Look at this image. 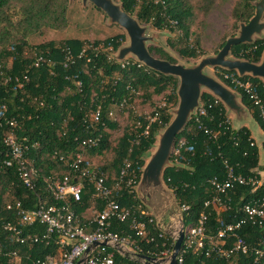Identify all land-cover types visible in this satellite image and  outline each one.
Listing matches in <instances>:
<instances>
[{
	"label": "trees",
	"instance_id": "16d2710c",
	"mask_svg": "<svg viewBox=\"0 0 264 264\" xmlns=\"http://www.w3.org/2000/svg\"><path fill=\"white\" fill-rule=\"evenodd\" d=\"M135 18L141 26H148L170 34L165 43L170 51L187 60H197L206 55L203 49L207 16L221 0H113ZM256 0H234L230 9V31L221 38L217 49H221L228 37L235 34L239 23H247L254 14L253 2ZM68 0H0V222L9 221L19 227L16 205L21 209H35L41 204H55L48 193L47 183L52 178L62 177L70 171L69 164L74 155L82 151L80 141L88 137L101 138L98 144L87 151L89 164L95 172L103 174L107 185H113L119 177L125 160L130 162L128 174L120 188L114 191V198L120 207L129 209L133 215L147 224L148 238L153 242L137 237L129 222L113 220L110 231L120 237L130 235L141 248L142 254L158 251L162 244L172 249L173 239L162 232L156 223L149 224L154 218L150 211L136 197L141 170L148 155L154 150L156 136L170 122V110L175 107L178 98L176 89L178 80L154 72L134 58L123 62L112 59L111 51L116 52L127 41L125 33L116 34L103 40L88 41L66 39L58 42L47 41L31 45L29 39L40 34L44 29L61 31L66 27ZM85 44L100 46L97 57L88 54L87 58L65 69L62 67L61 50L69 48L74 55ZM256 46L254 51H245ZM149 53L154 58L178 64L175 57L164 49L148 45ZM214 53H217L218 50ZM48 52L55 65H42L39 69L32 67L33 53ZM264 52V38L253 44H240L231 48V56L236 59L259 63ZM90 58L89 61L87 59ZM215 77L240 96V102L248 109L253 121L264 132V122L259 108L253 104L243 90L234 86L223 77L224 74L238 77L241 81L249 80L264 103V83L248 75L239 77L235 71L229 72L216 68ZM29 81L25 82L23 76ZM11 78L5 83L7 78ZM18 78L22 87L15 81ZM81 82V87L76 86ZM169 91V94L166 92ZM153 105V98L164 95L166 107L161 111V123H153L148 135L142 132L147 123L143 113L132 110L134 97L139 94ZM129 113L130 126H125L121 134L119 125L112 120L110 113L114 107H120ZM200 104L206 110L205 116L193 115L183 130L176 136L170 155V161L176 166L167 167L162 173V182L172 193L179 209L182 205L189 207L190 215L185 218V225L194 222L198 213L204 210V202L211 195L208 180L217 176L222 178L224 163L232 165L236 172L247 174L264 162V139L261 150L256 146L251 131L247 126L236 127L227 114L224 105L212 94L203 91ZM99 109L98 122L91 121V115ZM152 114V112H151ZM15 119L17 128H11L7 121ZM140 121L141 128L136 127ZM28 145L26 162L36 170L33 179L35 186L26 188L19 178L17 166L7 167L4 161L9 159V147L5 144L8 136ZM261 151V152H260ZM63 157L64 160H60ZM88 158V157H87ZM94 158V159H93ZM94 161V165L93 164ZM133 178V186L126 183ZM83 189L80 202L70 200L76 214L77 223L88 229L96 212L105 208V202L93 199L94 190L88 188L87 179L82 180ZM258 193V192H257ZM256 192L254 195H258ZM251 188L238 186L232 197L228 211L222 213H239V197L246 201L251 197ZM7 205L12 209L7 210ZM185 213V212H184ZM207 213H216L208 209ZM226 217H209L211 228H218ZM92 227V225H91ZM22 228V226H20ZM45 226L35 224L25 227L24 233H44ZM257 235L262 231L255 228ZM159 234L162 236L159 237ZM1 262L7 264L5 255L16 252L21 256L20 264H32L34 260L54 255L57 247L51 240L47 245L36 243L20 245L15 243L10 233L0 230ZM114 253L115 264H139Z\"/></svg>",
	"mask_w": 264,
	"mask_h": 264
},
{
	"label": "built area",
	"instance_id": "2783aa9c",
	"mask_svg": "<svg viewBox=\"0 0 264 264\" xmlns=\"http://www.w3.org/2000/svg\"><path fill=\"white\" fill-rule=\"evenodd\" d=\"M256 46L245 51L248 53L254 51ZM101 50L100 46L85 44L77 55H74L69 48L62 49L61 57L62 67L67 69L76 63V60L87 58L88 54L97 57ZM111 51V48H109ZM34 59L32 67L36 70L42 65H55V60L48 57L49 53H33ZM90 58L87 59L89 61ZM127 60V59H125ZM124 60V61H125ZM123 62V61H122ZM223 77L229 80L234 86L243 90L248 95L255 106L259 108L260 117L264 122V103L259 94L255 91L252 83L241 81L238 77L224 74ZM11 78H7L5 83ZM25 82L29 81L27 75L23 76ZM18 86L22 87L18 78H15ZM77 87H81V82H76ZM118 110L122 109V105ZM166 107V97L156 103L152 114L146 116L147 123L142 132L148 135L149 127L153 123H161V111ZM206 110L200 104L196 109L194 116L196 122L198 117L205 116ZM113 115L112 112L110 116ZM100 111L97 109L91 115L92 122H98ZM113 121L115 119L112 118ZM11 128H17L18 122L15 119L7 121ZM137 128H141L140 121L136 123ZM101 136L88 137L80 141L82 151L74 155L69 164L70 171L62 177L52 178L47 183L48 193L55 200V204H41L35 209H21L19 203L16 205V213L19 217V227L9 221L0 222V230L10 233L15 243L20 245H31L36 243L49 244L51 240L57 247L54 255H46L43 259H37L32 264H78L86 250L94 242L110 240L118 242L127 252L142 254L140 246L133 241L130 235L120 237L118 234L110 231V223L115 219L119 222H129L130 228L135 232L137 237L145 239L146 243L153 242V238H148L147 224L138 220L129 209L122 208L114 198V191L120 188L124 182V177L128 174L130 162L124 161L120 174L113 185H107L106 178L103 174H98L93 170L88 162L87 151L95 147ZM17 140L10 135L5 139V144L9 147V159L4 161V165L9 167L12 164L17 166L19 178L22 184L32 190L35 183L36 170L27 165L26 155L28 145ZM60 160H64L63 157ZM87 179L88 188L94 190L93 199H100L105 202V208L96 212L92 221L87 225L88 229L77 223V217L74 213L70 200L74 202L81 201V195L85 188L82 180ZM134 179L131 178L126 186H133ZM211 189V197L204 202V210L198 213L197 219L188 223L186 226L185 218L190 215L189 207L182 205L180 208L183 221L184 239L180 251L176 257L175 264H264V163L247 174L236 172L235 168L228 162L224 163L223 177H213L208 180ZM238 186L251 188V197L246 201L244 197H239L237 211L239 213H222L228 211L232 204L234 191ZM258 195H254V193ZM12 206L7 205V210ZM208 209L216 213H207ZM185 212V213H184ZM151 214V213H150ZM224 216L227 221L222 222L217 228H211L209 217ZM152 215V214H151ZM154 217V216H153ZM149 224L156 223L154 218L150 219ZM45 226L44 233H24L25 227L35 224ZM92 225V227H91ZM22 226V228H20ZM255 228L262 231V234L255 233ZM162 235L159 234V237ZM158 251H148L146 255L155 259H167L171 255L170 249L166 243ZM113 250L107 247H97L89 252L85 264H115ZM0 249V255H1ZM8 259L7 264H20L21 256L16 252L3 254ZM0 264L1 258H0ZM82 264V263H80ZM167 264V263H165Z\"/></svg>",
	"mask_w": 264,
	"mask_h": 264
},
{
	"label": "water",
	"instance_id": "95a60500",
	"mask_svg": "<svg viewBox=\"0 0 264 264\" xmlns=\"http://www.w3.org/2000/svg\"><path fill=\"white\" fill-rule=\"evenodd\" d=\"M80 1L84 8L92 4L103 12L109 25H117L123 29L127 43L112 55V59L122 62L132 57L154 72L175 77L178 80L176 89L178 102L177 106L170 111L171 121L157 134L154 150L148 155L141 170L139 182L135 187L137 199L155 217L158 228L173 239L171 255L167 259L159 260L127 252L118 242L103 240L94 242L85 251L78 264H85L87 254L97 247L110 248L122 257L139 264H175L184 239L183 221L172 193L162 182V173L165 168L176 166L170 161L176 136L199 108L203 91L212 94L224 105L227 114L233 115L234 126H246L253 120L248 109L240 102L239 94L212 76L209 70L220 68L229 72L235 71L239 77L248 75L264 83V52L257 64L233 58L230 53L233 46L253 44L255 38H264V0L253 2V16L247 23L238 24L236 34L227 38L224 46L216 54L204 55L197 62L183 64H172L151 56L147 49L148 45L160 47L170 53L162 39V33L149 31L147 26H141L113 0ZM72 2L73 0H69V6Z\"/></svg>",
	"mask_w": 264,
	"mask_h": 264
},
{
	"label": "rangeland",
	"instance_id": "374dc122",
	"mask_svg": "<svg viewBox=\"0 0 264 264\" xmlns=\"http://www.w3.org/2000/svg\"><path fill=\"white\" fill-rule=\"evenodd\" d=\"M233 1L234 0H221L213 7L211 12L207 16L205 33L203 37V49L206 51V55L216 54L214 52L217 49V45L221 43V38L224 37L225 33L230 31L231 29L230 9L233 4ZM116 2L118 3V1ZM66 20L67 23L65 29L61 31L44 29L40 34H35L30 37L29 39L30 44L38 45L40 43L47 41L58 42L60 40H66V39L97 41V40L106 39L116 34L124 33L123 29H121L117 25H109L107 23V18L103 12L96 9L92 4H88L87 7L84 8L80 0H73L70 6L68 0ZM237 30L238 29L235 30V34ZM149 31L162 33V39L164 42L165 39L170 36L169 33L158 31L153 27H151ZM126 43L127 42H125L124 45ZM109 52L112 56L117 51L114 52L112 50ZM170 53L173 57H175L178 64L188 63L187 60L178 57L172 51H170ZM127 59H132V57H129ZM199 59L191 60L190 63L197 62ZM209 72L212 76L215 77V70L211 69L209 70ZM166 94H169V91L166 92ZM163 98L164 95L154 97L153 105H151L150 103L146 102L139 93L134 97L131 108L133 111L137 113H143L145 116H149L151 115V112L153 111L155 104L159 103ZM175 107H172V109H174ZM112 114L113 115H111V118L115 119V122L118 123L120 128L119 131H116L114 133V135L117 136L119 133L121 134V131L125 126H130V123H128L129 113L127 110L125 111L118 110L117 107H114V109L112 110ZM230 116H231L230 117L231 121L233 122V115L230 114ZM247 124L248 125L246 126L251 131L256 146L261 150L262 140L264 139V132L257 126L255 122H253V120H251V122ZM260 154H261L260 165H262L264 162L262 159V153ZM87 157L91 161L92 158L89 156Z\"/></svg>",
	"mask_w": 264,
	"mask_h": 264
}]
</instances>
